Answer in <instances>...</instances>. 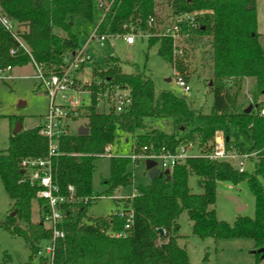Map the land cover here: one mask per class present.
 I'll return each instance as SVG.
<instances>
[{
	"label": "trees",
	"instance_id": "1",
	"mask_svg": "<svg viewBox=\"0 0 264 264\" xmlns=\"http://www.w3.org/2000/svg\"><path fill=\"white\" fill-rule=\"evenodd\" d=\"M109 1L112 4L101 17L95 35L115 38L149 30L150 44L159 45L160 55L174 70L186 71L183 62L175 59L173 39L153 34L148 25L149 17L155 15L157 0ZM166 1L175 15L194 14L197 27L193 28L188 21L181 23L187 41L211 37L212 109L203 113L170 90L156 95L153 79L146 73L124 72L118 57H112L114 65L105 69L93 67L88 86L92 105L70 121L84 119L89 132L80 135L69 124V133L60 138L61 154L54 158V176L62 194L66 195L68 185H73L76 197V201L63 205L65 217L60 228L64 236L55 241L54 264H189L186 250L178 244V219L184 211L192 221L194 235L201 239H252L254 264L264 260L257 252L264 247V115L259 113L264 108V102L259 100L264 93V47L259 42L256 0ZM95 7V0H0L2 12L19 23V36L28 48L25 50L0 23V70L35 62L49 73L64 72L68 67L65 59L81 49L72 22L76 18L93 21ZM246 78L253 81L251 101L242 97ZM116 86L130 90L131 105L123 112H99V94ZM250 105L251 111L246 112ZM150 118L171 121L172 130L150 128L136 133V153L175 152L189 144L194 145V150L199 146L209 151L216 131H222L228 150L255 152L250 158L253 168L240 171L228 161L210 160L192 152L171 170L169 179L163 175L139 185L135 195L124 201L123 209L133 211V223L125 236L115 237L113 233L124 230V219L116 214L90 217L87 212L101 196L93 193L96 160L114 143L118 131L133 134L146 128L145 122ZM195 120L198 124L190 126ZM42 130L40 124L12 133L9 147L0 151V177L15 210V215L0 222V228L22 236L32 251L31 257L36 255L39 244L52 238L44 223L48 205L37 198V186L23 181L21 167L22 159L46 154L48 140ZM110 159V176L104 181L107 196L133 183V173L128 170L133 163L130 156ZM190 175L197 176L199 193L192 192ZM243 181L255 197L254 216L239 214L233 224L219 220L213 207L218 183L238 185ZM84 198L89 199L87 203ZM33 200L41 206V220L37 223L32 220ZM159 228L164 233H158ZM4 255L0 264H9V255ZM206 260L207 257L200 264H207Z\"/></svg>",
	"mask_w": 264,
	"mask_h": 264
},
{
	"label": "rangeland",
	"instance_id": "2",
	"mask_svg": "<svg viewBox=\"0 0 264 264\" xmlns=\"http://www.w3.org/2000/svg\"><path fill=\"white\" fill-rule=\"evenodd\" d=\"M156 3L154 15L156 23L152 26V31L153 34L160 35L162 28L168 24L172 9L166 0H157ZM256 14L259 42L264 47V0H256ZM102 16V10L96 5L93 21L76 18L72 22V31L77 34L81 47L86 48V54L90 58L85 66L81 67L75 74L81 82L91 80L93 67L105 69L114 65L112 57H118L124 72H141L149 75L154 81L156 95L163 90H170L185 97L192 108L203 113H210L214 95L210 89L212 84H209L212 66V47L209 35L199 37L195 42H189L181 37L174 45L173 52L176 61H182L187 68L184 73H180L179 70L174 71L171 63L160 55L158 44H150L149 30L145 32L138 30L133 33L135 38L133 44L127 43L124 38L125 35L108 38L103 46H100L96 38L88 43ZM34 75L35 68L29 63L14 67L10 73L11 78L0 79V151L9 147L10 137L19 122L22 123V130L34 128L43 124L44 118L48 114L50 109L48 92ZM176 76H180L188 82L189 91H184L176 84ZM168 78L171 80L168 81ZM252 82L251 78H246L242 97L247 101H251L253 98L251 93ZM81 96L85 100L82 107L87 108L92 105L89 93H81ZM259 100L264 102V93ZM108 110L107 105L102 103L98 105L99 112H107ZM78 121L79 123L83 122L80 117L76 120V122ZM170 122L163 118H150L145 122L146 128L137 129L133 134L123 131L117 132V137L109 154L102 155L96 160L92 180L93 193L101 196L88 207V216L108 217L115 214L123 208L124 201L128 202L135 195L139 185H146L151 182L143 159L138 163H131L128 167V170L133 173V183L116 189L111 196L104 194L107 189L104 181L109 178L111 172V156H131L135 147L133 142L136 133H142L150 128L170 132L172 130ZM198 122L195 120V123L193 122L190 126L198 124ZM211 149L204 151L203 147L196 146L192 152L205 155ZM244 167L247 170L253 168L250 158L245 162ZM197 179L196 175L189 177V186L195 193L200 192ZM230 196H238L248 208L244 212L238 213L235 203L229 198ZM213 207L219 220L233 224L239 214L254 216L255 197L248 188L246 181L238 185L220 182ZM10 214L15 215L13 200L9 197L0 177V222L6 220ZM32 220L33 223L41 220V206L37 200H33ZM178 223L180 225L178 244L186 250L189 264H200L206 257L207 264L255 263V244L252 239L212 237L201 239L193 234L192 221L186 211L180 215ZM5 253L10 257L9 264H44L39 257H31L32 251L22 236L12 235L8 230L0 228V263L4 261ZM261 264H264V260L261 261Z\"/></svg>",
	"mask_w": 264,
	"mask_h": 264
},
{
	"label": "built area",
	"instance_id": "3",
	"mask_svg": "<svg viewBox=\"0 0 264 264\" xmlns=\"http://www.w3.org/2000/svg\"><path fill=\"white\" fill-rule=\"evenodd\" d=\"M95 2L102 10L103 14L107 12L112 4V1L109 0H95ZM168 19V24L162 28L160 35L172 38L174 45L183 37L181 23L188 21L193 28L198 26L194 14L183 13L175 15L171 12ZM0 23L16 38L25 50H28L19 36V31L21 30L19 23L3 13L1 8ZM155 23V16H150L148 25L152 27ZM149 35L148 33V36ZM95 38L98 40L100 46H103L108 38L113 37L107 34L95 35L94 33L88 43ZM124 38L129 44L135 42L133 33L125 35ZM10 52L14 54L15 50L11 49ZM181 54L183 53L181 52ZM89 59L90 58L86 54V48L81 47L77 53L65 59L68 63V67L60 74L49 73L45 70L43 65L35 62L31 63L35 68L34 77L40 81L50 98V109L42 124V133L48 140L47 152L42 156L24 158L21 161V167L24 170L23 181H28L30 184L37 186L39 188L36 193L37 198L45 200L48 205L44 223L51 231L52 238L39 244L35 255L39 257L44 264H54L55 241L57 238H62L64 236V231L60 228L65 217L63 205L76 201L75 187L73 185H68L66 195L62 194L61 188L54 176V158L61 154L60 138L62 135L69 133V124H71L73 130H77V128L73 126L74 123H70V121L72 116H80L83 110H85V107H82L85 100L81 96V93H89L92 101V91L88 88V86L91 85L92 78L90 81L81 82L80 78L75 75L81 67L85 66ZM12 69L13 68L10 66L6 69H1L0 79L7 77L11 78L10 73ZM175 82L184 91L190 90L188 82L184 78L176 76ZM100 103L107 105L108 111L123 112L127 110L132 103L131 92L128 88H121L119 86L108 88L99 94L98 105ZM259 113L264 115V108H261ZM110 150L111 147H106L105 154L103 155L109 154ZM143 150H147V147H144ZM193 150L194 145L189 144L187 146H181L175 152L163 151L160 153L152 152L150 154H145L133 151L130 158L133 163H137L138 160L143 159H154L158 162V167L161 171L168 169L171 172L178 163L183 162L191 156ZM204 156L210 160L228 161L235 168L242 171L245 169V162L252 156H255V152L239 153L228 150L224 133L222 131H216L213 147L211 151ZM88 200V198H84L83 202L87 203ZM115 214L117 217L124 219L125 224L123 231L115 232L113 235L115 237L125 236L126 230L129 229L130 225L133 223V211H126L122 208Z\"/></svg>",
	"mask_w": 264,
	"mask_h": 264
},
{
	"label": "water",
	"instance_id": "4",
	"mask_svg": "<svg viewBox=\"0 0 264 264\" xmlns=\"http://www.w3.org/2000/svg\"><path fill=\"white\" fill-rule=\"evenodd\" d=\"M171 79L168 78V81H170ZM252 109V105H250L247 109H246V112H250ZM22 130V123H18L14 130H13V133L16 134L18 132H20ZM77 132L78 134L80 135H86L88 134L89 132V128L88 127H85V126H80L77 128ZM145 164H146V168L148 170V174H149V177L151 180H154L156 179L157 177H161L163 175H167V178L169 179L170 178V171L168 169L164 170V171H161V169L158 167V162L154 159H146L145 160ZM236 205V210L238 213H242L244 212L246 209H247V205L244 204L240 198L238 196H230L229 197ZM158 233L162 234L164 233V230L162 228H159L158 230ZM257 252L261 253L262 254V258L264 259V247L262 248H259L257 250Z\"/></svg>",
	"mask_w": 264,
	"mask_h": 264
},
{
	"label": "crops",
	"instance_id": "5",
	"mask_svg": "<svg viewBox=\"0 0 264 264\" xmlns=\"http://www.w3.org/2000/svg\"><path fill=\"white\" fill-rule=\"evenodd\" d=\"M210 83V85L212 84V80L211 81H209ZM83 122H81V123H79V121L78 122H75L74 124H73V126L74 127H76V128H78V127H80V126H85L86 127V125H85V120L84 119H81ZM134 143H135V140H134V142H133V145H134ZM110 147H112V144L110 145ZM134 196V195H133ZM248 208V207H247Z\"/></svg>",
	"mask_w": 264,
	"mask_h": 264
}]
</instances>
